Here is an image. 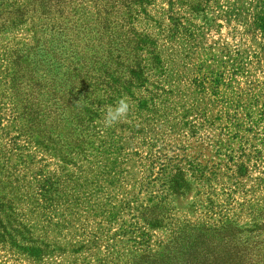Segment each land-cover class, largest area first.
<instances>
[{
  "label": "rangeland",
  "instance_id": "rangeland-1",
  "mask_svg": "<svg viewBox=\"0 0 264 264\" xmlns=\"http://www.w3.org/2000/svg\"><path fill=\"white\" fill-rule=\"evenodd\" d=\"M119 1L125 6L117 16L126 17L132 41L139 40L138 58L153 66L145 84L152 88L156 81L164 89H140L145 100L131 101L127 117L115 123V143L123 148L119 157L124 162L79 158L78 184L67 193L78 195L77 201L60 206L64 233L74 229L73 242L82 256L94 247L106 264V250L114 264H126L132 256L144 264L146 254L138 248L144 246L147 220L164 215L175 227L209 208L211 218L225 216L235 230H228L225 241L212 231L200 233L177 260L160 255L166 257L160 264H235L229 252L236 229L248 227V211L264 203V29L255 24L264 0ZM17 31L27 33L21 27ZM10 39L0 32V46ZM199 76L201 90L195 87ZM49 154L44 159L53 170L58 161ZM195 160L214 171L201 183L191 175ZM160 164L174 167L167 194L160 193ZM240 167L246 168L243 175ZM179 170L189 179L188 189H182ZM148 231L164 238L169 233L164 228ZM0 261L32 264L14 261L1 250Z\"/></svg>",
  "mask_w": 264,
  "mask_h": 264
},
{
  "label": "trees",
  "instance_id": "trees-1",
  "mask_svg": "<svg viewBox=\"0 0 264 264\" xmlns=\"http://www.w3.org/2000/svg\"><path fill=\"white\" fill-rule=\"evenodd\" d=\"M124 6L119 0H0V32L11 35L0 46V250L14 261L106 264L94 247L87 256L77 252L74 229L64 233L60 206L77 201L78 195L67 193L78 184L83 167L79 158L124 162L119 157L123 148L115 143L117 125H104L109 106L121 97L143 102L140 89H164L156 81L152 88L145 84L153 66L138 58L139 40L132 41L126 17L117 16ZM255 24L264 29V10ZM20 27L27 33H19ZM195 87H203L200 76ZM200 114L208 121L205 111ZM49 152L58 161L53 170L44 159ZM133 154L145 158L141 152ZM173 168L159 165L161 194L171 189ZM181 171L178 179L188 189L189 179ZM213 172L195 160L191 175L201 183ZM245 172L240 167V175ZM136 206L147 209L150 204ZM210 211L175 227L164 215L147 220L144 246L138 248L146 254L144 264H160L166 258L160 255L177 260L190 238L200 233L212 231L225 241L235 223L225 216L211 218ZM248 212L250 225L236 229L230 257L235 264H264V203ZM155 228L169 232L167 238L148 231ZM105 252L107 262L114 264L113 254ZM137 261L132 256L126 264Z\"/></svg>",
  "mask_w": 264,
  "mask_h": 264
},
{
  "label": "clouds",
  "instance_id": "clouds-1",
  "mask_svg": "<svg viewBox=\"0 0 264 264\" xmlns=\"http://www.w3.org/2000/svg\"><path fill=\"white\" fill-rule=\"evenodd\" d=\"M130 111V104L127 97L119 98L114 106H109L104 117L105 127H110L114 123L122 121Z\"/></svg>",
  "mask_w": 264,
  "mask_h": 264
}]
</instances>
